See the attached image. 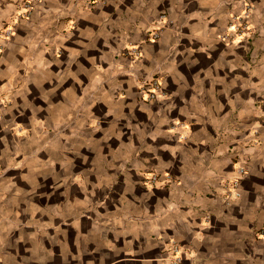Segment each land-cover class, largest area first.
Returning <instances> with one entry per match:
<instances>
[{"label":"crops","instance_id":"1","mask_svg":"<svg viewBox=\"0 0 264 264\" xmlns=\"http://www.w3.org/2000/svg\"><path fill=\"white\" fill-rule=\"evenodd\" d=\"M23 2L0 0V264H264V0Z\"/></svg>","mask_w":264,"mask_h":264},{"label":"built area","instance_id":"2","mask_svg":"<svg viewBox=\"0 0 264 264\" xmlns=\"http://www.w3.org/2000/svg\"><path fill=\"white\" fill-rule=\"evenodd\" d=\"M41 0H24L23 2V7L21 12L19 13V18L20 19H26L29 18L31 13L35 10L36 6L38 3H40ZM250 5L245 4V8L243 12L239 15H232L231 16V23L229 26V33L236 35H243L249 28H248V23L247 20L250 16ZM230 34L224 35V39H228L230 37ZM15 35V25H10L6 26L4 33H3V38L5 40H10L12 37ZM159 33H154L153 38H158ZM134 55L136 56H141V53L136 49L132 48L131 50ZM144 93L145 97L144 99L147 101H156L159 97H163L164 93L161 88V81L159 77H154L151 80H142L141 82V87H140ZM245 168L240 167L239 169V174L244 175L245 174ZM153 180H156L154 177ZM240 184V181H236L234 183L235 188L238 187ZM237 196L239 197L241 194L239 192L236 193ZM260 238L264 239V229H262L259 233ZM177 262H179V258L177 259Z\"/></svg>","mask_w":264,"mask_h":264}]
</instances>
